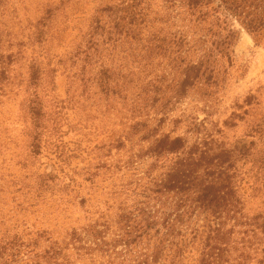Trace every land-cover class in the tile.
<instances>
[{"label":"trees","instance_id":"obj_1","mask_svg":"<svg viewBox=\"0 0 264 264\" xmlns=\"http://www.w3.org/2000/svg\"><path fill=\"white\" fill-rule=\"evenodd\" d=\"M147 1L131 0L123 17L120 10L108 13V28L98 15L106 10H98L65 64L77 85L67 101L77 94L91 110L119 119V133L99 149L107 148L106 156L113 149L126 151L112 171L122 173L121 183L113 186L105 207L86 211L85 225L63 235L48 229L2 235L0 264H264V211L250 214L245 197L249 190L264 192V134L258 149L254 141L231 148L205 133L204 123L171 118L190 91L219 85L222 63L232 61L240 37L234 22L264 47V0H170L195 16L191 22L207 24L198 39L170 32L140 37ZM58 14V6L49 5L29 26L17 53L0 51V93L14 84L13 67L26 62L23 107L33 129L34 156L41 154L47 130L43 93L52 83L45 78L56 72L47 45ZM192 53L196 61L189 59ZM158 58L174 73L164 68L159 75L153 69ZM63 108L55 111L54 122ZM180 125L185 132L173 135ZM102 169L111 172L110 165L99 164L86 181L94 183ZM53 179L44 174L39 190L48 193ZM85 203L81 199L79 205Z\"/></svg>","mask_w":264,"mask_h":264},{"label":"rangeland","instance_id":"obj_2","mask_svg":"<svg viewBox=\"0 0 264 264\" xmlns=\"http://www.w3.org/2000/svg\"><path fill=\"white\" fill-rule=\"evenodd\" d=\"M65 1L66 4L61 5V0H0V51L5 54L19 51L31 32L29 26L44 16L49 5L59 8V14L52 20L56 34L50 37L47 45L51 67L56 72H50L45 78L52 86L48 94L43 93L47 130L40 155H31L29 149L33 129L23 107L25 84L22 83L28 77L26 62L13 67L14 84L0 93V238L4 234L40 229H48L55 237L63 235L74 226L85 225L86 211L105 207L113 186L121 183L122 173L112 174V171L117 170L126 151L113 149L111 155L106 156L107 148L99 149L119 133V119L95 108L91 110L77 94L75 100L67 101L74 95L77 85L71 83L65 64L67 55L81 41V35L98 10H106L103 16L98 15L108 28L111 20L108 13L120 10L118 17H123L131 0ZM169 1H147L148 16L138 27L140 37L170 32L188 33L193 36L188 38L198 39L206 33L207 24L191 22L195 16ZM109 7H113L112 11ZM234 25L240 37L233 47L232 61L222 63L226 69L219 85L215 88L199 85L190 91L171 118L204 123L205 133L227 147L248 146L254 141L258 149L259 135L264 134V47L256 45L237 22ZM65 27L68 28L58 37V32ZM192 55L189 59L196 61L195 54ZM153 64L159 75L172 71L170 66L166 67L167 60L162 58ZM62 106L54 122V113ZM180 126L173 135L185 132V127ZM172 129L173 124L168 121L165 131ZM95 146L98 149L94 150ZM99 164L110 165L111 172L102 169L94 183L86 181V173H95ZM144 165L148 164H143L139 173L143 172ZM249 167L250 164L246 166ZM46 173L53 174L54 179L49 183V192L43 193L39 190V180ZM262 180L264 182V178ZM251 195L249 190L245 196L247 211L250 214L264 211V192ZM81 199L86 200L85 207L79 205Z\"/></svg>","mask_w":264,"mask_h":264}]
</instances>
